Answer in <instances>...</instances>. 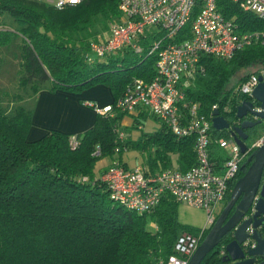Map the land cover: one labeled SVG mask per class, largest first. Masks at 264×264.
Returning a JSON list of instances; mask_svg holds the SVG:
<instances>
[{"label": "trees", "instance_id": "obj_1", "mask_svg": "<svg viewBox=\"0 0 264 264\" xmlns=\"http://www.w3.org/2000/svg\"><path fill=\"white\" fill-rule=\"evenodd\" d=\"M117 2L0 0V41L10 39L11 31L24 36L18 76L23 91H12L7 101L0 96V264H155L171 251L182 228H196L179 219V200L171 192L157 200L151 210L139 212L115 200L107 183L95 176V162L100 157H119L125 163L120 155L129 146L143 150L141 166L147 173L167 165L187 169L196 158L193 133L178 134L155 114L159 122L153 130L141 129L135 138L118 137L117 128L124 130L121 117L129 111L117 108L115 98L133 77H151L156 53L149 51L148 35L162 36L164 29L158 27L142 35L141 49L124 45L104 54L115 52L116 57L90 59V41L104 37L99 32L120 14ZM217 4L239 30H259L262 37L238 47L231 56L202 52L198 63L203 68H189L180 85L186 98L199 102L200 113L211 118L212 109L218 106L232 125L241 119L235 110L242 98L259 103L236 85L252 70L264 66V18L252 9L241 8L237 0H217ZM197 7L199 4L192 16ZM4 14L16 22L15 27L6 24L1 17ZM190 32L187 20L171 38L163 40H180ZM235 75L236 80L230 82ZM101 81L114 95V111L97 112L93 124L77 131V146L69 145L71 132L67 130L48 128L36 138L26 134L33 109L22 103L25 94L42 87L76 91ZM138 111L142 113L132 116L131 128L148 114L145 108ZM229 132L230 127L211 125L213 156H224L215 138ZM97 144L100 150L95 154ZM115 148L118 153L114 156ZM244 169L231 179L225 199ZM261 229L264 233V226ZM231 234L221 235L217 247L209 248L197 264L220 261Z\"/></svg>", "mask_w": 264, "mask_h": 264}, {"label": "built area", "instance_id": "obj_2", "mask_svg": "<svg viewBox=\"0 0 264 264\" xmlns=\"http://www.w3.org/2000/svg\"><path fill=\"white\" fill-rule=\"evenodd\" d=\"M237 1L241 8L252 9L264 18V0ZM117 4L120 9L118 18L109 23L107 35L90 41L89 51L100 56L124 45L133 50L141 49L143 44L139 39L147 33L149 24L163 28L164 33L150 39L149 51L156 53L153 63L155 71L151 77H133L123 93L115 98L114 105L130 112L145 108L159 116L174 132L181 135L193 133L196 158L187 169L167 165L147 173L140 164L126 165L116 157L99 177L107 183L109 194L115 200L139 212L151 210L157 200L168 192L178 200L203 207L206 221L201 225L196 224L195 230L182 228L173 241L171 251L159 257L155 263L186 264L205 234L206 227L215 221L223 207L224 204H220L227 196L231 179L240 170L243 157L255 145L264 142V131L247 142L243 150L231 132L228 136L218 135L215 139L224 156H213L209 139L212 119L198 111L199 102L185 97L186 91L180 85L182 75L189 68L201 66L198 58L202 52L231 56L238 47L260 39L262 33L253 29L239 30L232 17L218 8L217 0H118ZM197 4L199 7L192 16ZM187 20H190L191 26L187 36L180 40H163L164 37L171 38ZM88 56L93 58L90 53ZM260 75L264 79V66L252 70L236 88L251 94ZM86 103L94 106L98 112L112 114L114 111L111 103L99 105L91 99ZM253 106L259 109L261 105L255 102ZM117 131L118 137L122 138L125 131L120 128ZM79 137L78 132H71L69 145L77 146ZM99 150L100 145L97 144L93 152L98 154ZM82 178H86V175ZM247 229L244 244L254 245L256 240L250 235L254 227L249 225Z\"/></svg>", "mask_w": 264, "mask_h": 264}, {"label": "water", "instance_id": "obj_3", "mask_svg": "<svg viewBox=\"0 0 264 264\" xmlns=\"http://www.w3.org/2000/svg\"><path fill=\"white\" fill-rule=\"evenodd\" d=\"M259 100L260 108L254 107L255 100L252 98H242L235 113L241 118L238 122L230 124L227 118L219 113L218 106L212 109L211 124L214 127L229 128L231 135L240 144V149L246 147L247 142L245 127L251 126L254 122L264 120V79L260 75V80L253 86L250 94ZM247 112L256 117H245ZM247 168L239 175L231 185L230 196L227 197L223 207L217 213L215 221L208 226L206 234L200 240L191 253L186 264H197L206 252L220 242L221 235L232 232V236L226 242L225 251L216 264H264V233L261 226H264V142L255 145L247 160ZM250 211V212H249ZM249 225L254 227L251 237L256 240L254 245L244 244L248 234Z\"/></svg>", "mask_w": 264, "mask_h": 264}, {"label": "crops", "instance_id": "obj_4", "mask_svg": "<svg viewBox=\"0 0 264 264\" xmlns=\"http://www.w3.org/2000/svg\"><path fill=\"white\" fill-rule=\"evenodd\" d=\"M33 96L34 101L30 105L33 109L31 114L32 124L28 126L26 133L30 138L39 137L48 128L52 127L63 131L67 130V132H80L94 123V118L98 112L94 106L86 103L87 100L91 99L102 105L111 103L112 99H114L109 85L102 81L76 91L66 90V88L48 89L47 87H42L38 88L33 93ZM141 113L140 111H129V113L124 114L121 117V125L124 126V130L127 131L128 124L132 122V116L140 115ZM150 114L152 113L148 112L142 117L151 116ZM157 126L158 123L156 125L153 123L147 128V131L153 130ZM136 127L142 129V122L140 121ZM131 132L132 138L141 135L139 131L132 130ZM137 149V152H131L130 155L135 158V161H133L135 164L142 165L145 155L142 149ZM120 156L124 159L126 165L132 164L128 163V160L123 155ZM139 158H141L140 163ZM112 159L111 157L109 161H106L104 156L100 157L102 162L98 163L97 166L95 165V176H100Z\"/></svg>", "mask_w": 264, "mask_h": 264}, {"label": "rangeland", "instance_id": "obj_5", "mask_svg": "<svg viewBox=\"0 0 264 264\" xmlns=\"http://www.w3.org/2000/svg\"><path fill=\"white\" fill-rule=\"evenodd\" d=\"M53 2H59L60 0H52ZM63 1V0H62ZM1 17L4 18V21H6V24L10 25L11 27H15L16 26V22L12 20V18L10 17V15L4 14L1 15ZM12 24V25H11ZM8 25H6L5 27H8ZM9 26V27H10ZM1 27V26H0ZM94 28L98 29V26L95 25ZM108 29V28H107ZM99 30V36H103V35H107L108 30ZM158 27L156 24H149L146 27V31H157ZM152 35H148V37L151 39ZM24 36L16 31H11V35H10V39H8L7 41L1 42L0 41V96L3 97L4 101L9 100L10 98H12L9 94L12 93V91H23L22 90V86H20L18 84V76H19V64H20V51H22V40H23ZM120 52V51H118ZM90 55L93 56L94 58H103L104 60L109 59L112 55H114L115 57L117 56V54L112 53V55H100L98 56L95 52H93L92 50L89 51ZM238 77V75H235L232 78L233 82L236 80V78ZM25 98L23 99V102L25 105L30 106L31 102L34 101V96L33 94H29L27 96V94L24 95ZM98 104V103H97ZM250 116L252 115V113L247 112ZM151 116H147L142 118V129L143 130H147V128H149L150 125H152L153 123H155V125L159 122L157 120L156 117H154L153 113L150 114ZM255 127V131L253 132V134L249 137L248 142H251V140L253 139V137H255V135L259 134L261 131H264V120L262 119L261 121L257 122ZM132 130L135 131H139L141 132V128H131L130 126L128 127L127 131H125L124 137H127L128 135L130 136V138H132ZM220 134H222V132H220ZM220 149V147H218ZM138 149L137 147H130L129 148H125L121 151V155H123L128 161V163H132V165L135 164V158L132 157V155H130L131 152H137ZM116 155V153H118L117 150L114 151ZM111 157L113 158V156L110 155H104V160L109 161L111 159ZM124 160V159H123ZM141 161V158H139V163ZM102 161H100V158L97 160V162H95V165L97 166L98 163H101ZM223 200L221 202V206L222 203L224 204ZM179 207L177 210V214L178 217L181 221H184V223L186 224H190V225H201L203 224V222L206 221V216H205V211L204 208L201 206H197V205H192V204H188L186 202L183 201V199L179 200L178 202Z\"/></svg>", "mask_w": 264, "mask_h": 264}, {"label": "flooded vegetation", "instance_id": "obj_6", "mask_svg": "<svg viewBox=\"0 0 264 264\" xmlns=\"http://www.w3.org/2000/svg\"><path fill=\"white\" fill-rule=\"evenodd\" d=\"M252 116V117H251ZM249 115L248 113L247 114H245V117H250V118H254V117H256L255 115ZM256 122H254V124H252L251 126H248V127H245L244 128V130H245V133H246V136L244 137L243 136V138H244V140L246 141V142H248V139H249V137L253 134V132L255 131V127H256ZM250 153L251 152H248L247 154H246V156H244L243 157V160L241 161V169H243V168H247V166H248V164H249V159L247 160V157H249V155H250ZM262 175H264V172L262 173ZM231 192V191H230ZM227 199V198H226ZM225 199V200H226ZM225 202V201H224ZM209 226V225H208ZM207 229H206V231L208 230V227H206ZM217 244H215L214 246H212L213 248H215V247H217L216 246ZM221 262H223V263H227V261L226 260H220Z\"/></svg>", "mask_w": 264, "mask_h": 264}]
</instances>
